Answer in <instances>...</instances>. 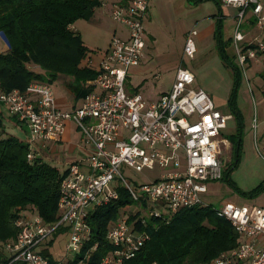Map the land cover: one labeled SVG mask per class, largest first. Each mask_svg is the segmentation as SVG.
I'll use <instances>...</instances> for the list:
<instances>
[{"label":"built area","instance_id":"2783aa9c","mask_svg":"<svg viewBox=\"0 0 264 264\" xmlns=\"http://www.w3.org/2000/svg\"><path fill=\"white\" fill-rule=\"evenodd\" d=\"M220 1L238 9L232 41L238 69L245 73L247 63L264 52V42L254 38L240 44L245 39L241 27L249 23V13L255 25L264 29V0ZM149 3L113 2L111 18L127 29V38L112 36L97 76L86 81L88 92L78 108L60 110L52 84L41 80L30 81L23 91L0 92V104L27 129L24 141L29 163L40 158L48 141L61 139L67 121L77 125L90 147L85 163H70L61 177L59 219L55 223L45 224L30 211L17 219L18 235L3 245L7 264H86L97 248L95 244L82 253L91 238L90 215L117 199L119 188H124L132 201L126 208H137L139 204L144 216L149 217L168 218L196 205H208L202 195L207 191V182L222 177L220 144L227 140L220 137L230 116L218 110L204 90L193 87L195 75L184 66L177 69L170 91L155 102L125 90L127 71L139 64L145 46L144 19ZM196 34L195 29L186 34L184 59L195 56ZM3 46L0 36V52ZM253 122L255 132L257 120ZM257 151L264 158V149ZM122 166L135 172L159 168L161 173L155 180L136 183L121 173ZM116 179L121 186L110 188ZM214 211L231 223L240 243L208 264H264V208L224 204L214 207ZM128 216L124 212L108 227L106 239L113 249L100 264H123L149 240L147 232L132 229ZM61 228L66 229L67 252L77 257L54 263L42 250L48 248L49 239Z\"/></svg>","mask_w":264,"mask_h":264},{"label":"trees","instance_id":"16d2710c","mask_svg":"<svg viewBox=\"0 0 264 264\" xmlns=\"http://www.w3.org/2000/svg\"><path fill=\"white\" fill-rule=\"evenodd\" d=\"M99 4L98 0H0V33L10 45L0 52V92L23 91L32 80L51 83L60 74L77 81L95 78L97 71L80 67L88 50L81 36L70 26L77 19H89ZM222 58L225 62L230 61L224 54ZM31 65L44 73L33 71ZM227 65L238 77L241 72L238 67L233 63ZM83 91L85 96L88 91ZM230 107L238 117L233 102ZM230 141L234 153L237 150L239 156L241 138L234 136ZM27 151L24 140L0 134V264L8 263L3 245L16 238L19 232L16 221L25 212L35 213L45 224H53L59 219L58 200L63 174L42 158L29 163ZM262 190L264 182L242 194L253 197ZM130 204L127 191L119 188L117 199L96 208L90 215L91 238L82 253L95 244L97 248L90 253L86 264H100L102 257L113 249L106 239V231ZM128 221L133 230L147 232L149 240L123 264H208L240 243L231 223L217 217L210 204L196 205L168 218L144 216L141 211L130 212ZM65 230L59 229L53 237ZM53 237L48 246L52 245ZM47 249L42 253L52 262H59L50 257Z\"/></svg>","mask_w":264,"mask_h":264},{"label":"crops","instance_id":"0c3cea01","mask_svg":"<svg viewBox=\"0 0 264 264\" xmlns=\"http://www.w3.org/2000/svg\"><path fill=\"white\" fill-rule=\"evenodd\" d=\"M101 1L104 4L100 5V7H97V9L94 8L93 15L88 20L87 27L83 26L81 29L78 28L77 30V27L75 28L73 26L74 23L70 26L73 31L77 32L81 36V39L88 50L86 56L80 62V67L88 68L93 71L98 70L100 62L109 49L112 36L115 35L121 38H127V29L115 21L113 22V19L111 20V7L113 2H125V0ZM206 2H211L214 5V9L209 12V8H207V10H205L202 14V18L195 20L196 25L199 27V30L192 28L197 31V34L194 37V40L197 38V43H195L197 46L196 53L199 52L201 48H203L202 43L206 42L207 45L205 46L207 48L215 49L216 54L220 60H222V63L230 64L232 62L226 53L225 47L230 45L234 49L232 34L236 24L238 9L233 6L224 5L220 0H185L184 4H188L189 7H197ZM223 9L232 11L233 28L232 33L228 36H224L223 32V23L225 20L224 15H226L223 13ZM97 11L100 13H97ZM194 16L197 15L186 13L184 16L177 17L174 9V0H150L143 33L145 46L140 58V62L138 65L130 67L126 74L125 90L128 94L139 93L147 102H155L163 94L170 91L175 81L177 69L180 66L186 65V58H183V46L185 41L184 37L191 29L182 31L183 46L179 53L172 52L167 46H160L159 40L156 37L157 32H160L161 29L159 30V28L161 27L164 31L168 32V34L171 32L173 33L175 32L176 26H178L183 18H188L190 20ZM152 17H154V21L152 20ZM107 18H109L113 23L111 22L112 24H108L107 21L110 22V20H107ZM250 20L253 23L245 24L246 27H250L251 25L254 26V17H248V21ZM261 33H264V29H262ZM247 41L248 40L245 37L244 41H242L240 44L243 45ZM262 41L264 42V40ZM5 49L6 47L3 46V50ZM223 54L230 61L227 60V62H225L222 58ZM253 64H262V66H264V52H259L257 58L251 59L247 63V66L251 67ZM30 68L37 73H44L39 67L35 65H31ZM262 76L264 79V73ZM86 81H77L75 78L63 74L57 75V77L51 82L55 92L57 107L62 111H72L81 106L84 98L83 90L86 89ZM0 118L2 122L0 134H2V137H5L4 133L6 131L4 123L5 121H8L14 127L16 126L19 132H21L22 138L20 139H26V127L19 123L17 119L12 116L1 104ZM253 135L254 141L257 143V145L260 144L263 150L264 120L259 122L257 119V128ZM250 142L253 144L252 138ZM226 143H228L227 148L231 150V153H234V145L232 142L227 140ZM257 149L259 148L257 147ZM89 150L90 147L83 141L82 133L77 125L73 121H67L61 139L59 141H48L46 143V147L41 151L40 158L57 167L59 170L63 168V172L61 170L60 172L64 174L67 171L68 165L70 163L75 161L85 163V159ZM157 177L158 175L156 178ZM226 204L234 206H247L238 205L231 202ZM248 207L264 208V201H261L257 205Z\"/></svg>","mask_w":264,"mask_h":264},{"label":"rangeland","instance_id":"374dc122","mask_svg":"<svg viewBox=\"0 0 264 264\" xmlns=\"http://www.w3.org/2000/svg\"><path fill=\"white\" fill-rule=\"evenodd\" d=\"M184 3L185 0H174L176 16H184L186 13L197 16L192 17L190 20L183 18L178 26H176L175 32H171L170 34L159 26V30H161L157 32L156 36L159 40V45L169 47V50L172 52L179 53L183 46L182 31L192 28L199 30L195 20L201 19L202 14L207 8H209V12L214 9V5L211 2L202 3L197 7H189L188 4ZM97 7H100V4L95 8L97 9ZM97 13L100 12L97 11ZM223 13L226 14L224 15L223 32L224 36H228L232 33L233 28L232 11L223 9ZM250 16L247 13V17ZM89 19H77L73 26L75 28L77 27V30L83 26L87 27ZM146 19L147 17L144 19V24ZM107 20L110 19L107 18ZM111 20L110 22L107 21L108 24L114 22ZM152 20L154 21V17H152ZM249 23L252 24L253 22L250 20ZM241 30L245 33L247 40L254 38L264 40V33H261L262 29L255 24L250 27L242 25ZM195 43H197V38H195ZM205 45H207L206 42L202 43L203 48L195 54V58L185 60L186 65L184 67L191 70L195 75V83L193 86L204 90L212 98L216 108L223 114L230 116L225 128L221 130L220 138L230 141L234 136H238L241 138V145L239 156L236 158V152L231 153V150L227 148L228 143L221 142L219 159L222 161L223 178L206 183L207 193L202 195V200L205 204H210L215 208L229 202L247 206L257 205L261 201H264V190L250 198L249 196H244L242 192H250L264 182V158L257 151V147L262 150V146L260 144L257 145L253 135V120L258 119L259 122L264 120V79L262 76L264 66L262 64H253L251 67L246 66L245 73L240 72L237 77L229 65L222 63L215 49L207 48ZM225 49L231 62L238 67L233 47L228 45ZM232 102L234 103V107L238 109V117L230 107ZM4 125L6 127L5 136L12 135L22 138L21 132H19L16 126L14 127L8 121H5ZM251 138L253 144L250 142ZM262 153L264 154L263 151ZM60 170L63 172V168ZM120 171L127 179L136 183L151 181L161 173V169L159 168L135 172L125 166H122ZM115 185L121 186V181L116 179L109 187L113 188ZM140 208L141 206L139 204L137 208H135V205H131L130 208H126V213L128 215L130 212L136 213L137 211H142ZM66 244V231L58 232L52 238V245H49L47 249L50 257L55 261L74 260L77 254L68 253Z\"/></svg>","mask_w":264,"mask_h":264},{"label":"water","instance_id":"95a60500","mask_svg":"<svg viewBox=\"0 0 264 264\" xmlns=\"http://www.w3.org/2000/svg\"><path fill=\"white\" fill-rule=\"evenodd\" d=\"M0 36H1L2 40L4 41L6 47L9 48L10 47L9 42L2 32L0 33ZM237 156H238V151L236 150V158H237Z\"/></svg>","mask_w":264,"mask_h":264}]
</instances>
